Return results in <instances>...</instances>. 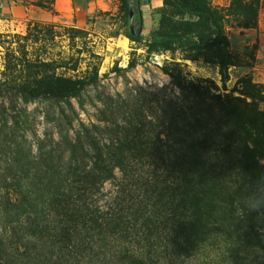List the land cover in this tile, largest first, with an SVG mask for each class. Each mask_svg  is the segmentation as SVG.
<instances>
[{"label": "rangeland", "instance_id": "rangeland-1", "mask_svg": "<svg viewBox=\"0 0 264 264\" xmlns=\"http://www.w3.org/2000/svg\"><path fill=\"white\" fill-rule=\"evenodd\" d=\"M205 1L227 41L224 73L213 49L148 52L145 40H130L120 0H0V264H264V159L242 163L249 171L243 176L225 175L227 155L211 152L223 143L210 136L229 132L227 144L242 148L233 141L239 132L231 118L238 113L264 137V0ZM140 7L146 38L171 12L162 0H141ZM32 26L42 35L50 28L52 38L26 43L22 36ZM71 30L79 31L73 39ZM37 56L57 63L55 75L83 78L79 94L24 103L5 82L35 77L23 63ZM136 120L139 136L163 150L189 144L186 132L200 135L196 147L206 168L214 167L218 185H205L208 173L194 167L190 178H203L202 193L211 190L216 205L209 211L230 202L240 230L253 226L252 232L234 236L224 228L187 249L163 204L166 187L182 179L166 158H133L94 185L78 179L76 164H93L91 141L103 152ZM77 188L84 189L80 195ZM73 204L96 218L94 230L64 222L61 213ZM257 212L262 219L251 220Z\"/></svg>", "mask_w": 264, "mask_h": 264}, {"label": "trees", "instance_id": "trees-1", "mask_svg": "<svg viewBox=\"0 0 264 264\" xmlns=\"http://www.w3.org/2000/svg\"><path fill=\"white\" fill-rule=\"evenodd\" d=\"M121 10L127 19L130 20L126 27V36L135 42H142L145 40L146 50L148 52H158L160 50L170 48H188L192 50L198 49H213L218 56V63L220 64V72L224 73L226 70V64L228 63L224 56L221 54L222 48L226 46V38L223 34L221 20L217 15V12L211 10L205 0H162L163 5L170 10L169 17H161L159 19L160 26L158 28H152L148 31L146 38L142 35L143 30V13L141 10V0H120ZM251 8L252 4L247 5ZM166 21V23H165ZM71 37L78 35L79 31L71 30ZM41 30L36 26L27 28V32L22 38L27 43L36 42L39 40H48L52 38L50 28L46 30V34L42 35ZM95 56V55H92ZM54 60L39 58H24L23 67L28 73L33 74L35 77L32 79H24L19 85H12L10 82H5L7 87L13 89L19 98L24 103L34 101L36 99H46L55 101H68L72 97H76L83 86V78L67 77L62 75H55L53 67L56 66ZM97 75V67L93 65V70L90 76ZM86 77V76H84ZM175 83L180 85L177 81V77L173 76ZM233 119L234 126L238 129V134L235 136V143H242V148L235 145L227 144L231 141V134L229 132H211L214 142H222L223 146L215 149H211L212 153L225 154L229 163L227 165H221L225 175L230 176H243L246 172H249L247 167L242 163L256 162V157L264 159V137L260 138L259 129L254 131V122L251 118H245L244 115L235 113L231 118ZM131 130L128 132L123 131L120 136L115 137L110 144L104 147L103 152L96 147V144L91 141L93 147H91L94 155L93 164L86 168L85 164H76L75 173L78 175V179H82L83 182L94 185L96 181H101L102 174L104 179H107L112 174L114 167L123 169V165L127 164L133 158H144L149 155L157 156L160 159L166 158L168 160L167 166L171 171L178 170L182 174V179L174 187H166L169 193L165 196V203L169 207V211L173 217L174 222L171 224V230L176 236L182 237L183 243H186V248L195 250L199 248L201 244L208 240V235L222 234L224 228L234 233V236L242 235V232L250 234L253 230V226L245 227V230H240V220L233 210L230 202H225V207H220L218 211H209L210 205H216L215 199L212 197L211 190L204 193L198 190V183L202 184L201 177L190 178V175L195 176L194 167L201 172L205 170L208 173L204 184L211 187L218 185V175H212L214 167L207 169L204 161V154H202L196 147L198 140L203 142L200 135L194 133V131L186 135L191 136L189 144H181L177 147L170 149H162L163 144L159 147L150 145L143 140V136H139L136 132L140 129V124L137 122H131ZM129 131H131L130 134ZM126 132V133H125ZM201 132V131H198ZM171 133V129L168 130ZM261 135V134H260ZM264 135V134H262ZM182 136V132H180ZM206 138H210L206 133ZM259 139L258 144L254 141ZM179 141H182L181 139ZM232 141V142H233ZM249 144L251 146H249ZM217 146V145H216ZM206 150V146H203ZM253 147V148H251ZM258 147V148H257ZM77 151V149H75ZM81 150V149H80ZM259 150V152L257 151ZM83 151V150H82ZM77 158L71 157V160ZM73 164V165H75ZM77 169L81 172L79 175ZM190 174V175H189ZM252 174V173H251ZM239 182V181H238ZM72 181L71 184H73ZM171 186L174 184L170 182ZM72 186V185H71ZM226 188V187H223ZM73 188H70V191ZM84 190L75 189L76 195H80L79 191ZM175 192V195L173 194ZM58 196L55 204L60 205V202L64 196ZM157 200H159L157 198ZM218 205V204H217ZM85 207L82 205L73 204L72 209H67L61 213L65 215L64 222H73L77 226L83 227V224H88L87 230H94L92 228L96 224V218L87 217L84 213ZM222 212L223 215H219ZM84 213V214H83ZM149 213V212H148ZM258 212L253 214L252 217L258 218ZM149 218V216H148ZM116 223L117 227L122 225L120 219L117 218L113 223ZM100 225V224H99ZM115 225V224H114ZM123 230H128L122 228ZM131 232H132V228ZM73 230V228H72ZM68 235V233H67ZM90 239L94 234H88ZM65 237V236H64ZM173 241V240H172ZM174 243V241H173ZM129 264V263H128ZM131 264V263H130Z\"/></svg>", "mask_w": 264, "mask_h": 264}]
</instances>
